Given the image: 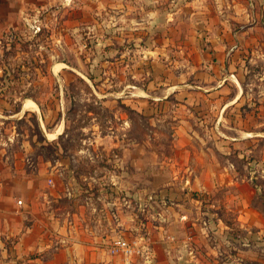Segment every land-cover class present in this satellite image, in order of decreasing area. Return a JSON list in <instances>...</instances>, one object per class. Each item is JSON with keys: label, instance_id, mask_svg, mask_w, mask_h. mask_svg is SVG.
<instances>
[{"label": "rangeland", "instance_id": "374dc122", "mask_svg": "<svg viewBox=\"0 0 264 264\" xmlns=\"http://www.w3.org/2000/svg\"><path fill=\"white\" fill-rule=\"evenodd\" d=\"M7 15L9 21L3 20ZM194 19L183 0H0V147L27 170L41 171L47 193L52 178L66 194L95 201L110 196L107 188L119 190L120 180L134 197L133 213H139L138 199L148 203L149 230L170 221L165 207L172 204L160 198H175V191L162 189L181 162L198 156L224 163L226 156L239 172L233 200L250 202L264 216V65L244 67L240 88L247 96L239 124V105L232 104L228 125L216 127L212 121L222 117L211 108L216 98L194 94L211 86L214 67L207 62L216 59L210 35ZM235 73L237 79L218 88L239 90V66ZM236 135L244 137L237 146L219 142ZM108 196L106 202L112 201ZM194 196L209 197L200 191ZM211 198L233 201L218 190ZM222 213L235 223L233 208ZM236 229L229 234L245 235ZM168 235L175 243L187 236ZM261 243L263 248L239 243L259 253L248 263L264 264Z\"/></svg>", "mask_w": 264, "mask_h": 264}, {"label": "crops", "instance_id": "0c3cea01", "mask_svg": "<svg viewBox=\"0 0 264 264\" xmlns=\"http://www.w3.org/2000/svg\"><path fill=\"white\" fill-rule=\"evenodd\" d=\"M183 1L190 5L195 19L200 20L195 26L198 28L199 25L203 34L210 35L209 49L215 51L216 57L207 62L210 67H214L207 79L211 86L196 90L194 94L216 98L210 101L211 108L216 109V113L222 117L212 123L220 128L227 126L230 121L228 112L233 108L231 105H239L238 108L234 107L238 111L235 123L239 124L242 99L247 96L240 88L244 67L247 63L264 65V0ZM2 18L9 21L10 15ZM237 66L239 90L233 92L219 89L218 87L226 85V81L231 84V81L237 79L233 77ZM217 78L221 83L212 84ZM242 109L245 111V108ZM251 113L252 111L246 112L247 115ZM243 139L244 137L236 135L220 138L219 142L221 145L231 143L237 146ZM194 161L181 162L171 177L174 181L162 189L165 193H176L175 198L160 194L165 196L167 203L172 204L165 207L167 212L170 210L171 217L167 220L170 219L171 223L168 224L169 221L149 230V223L145 221L147 208L143 213L136 214L122 205L119 190L132 195L126 191L128 185L122 184L120 180L116 181L119 183V190L107 188L105 190L110 196L100 195L95 201H86L85 196L80 197L79 193L66 194L63 184L48 187L47 193L44 191L46 185L40 178L41 171L36 173L27 170L24 168V161L10 160L5 148L0 147V264H123L122 255H111L106 243L116 237L136 234L143 227L150 232L153 248L151 264H242L241 261L244 260L245 263L247 258L259 260L258 252L239 248L242 241L250 240L258 244L256 247L262 248L261 241L264 242L262 212L250 202L239 205L233 200L239 196V172L234 166L227 164L226 156L224 163L215 158L208 162L198 156ZM201 161L203 163L198 165ZM102 183L105 184L103 181ZM137 190L141 195L147 191L142 188ZM214 190L229 195L233 201L217 202L211 198ZM130 191L134 190L130 188ZM197 191L207 192L208 199L196 198L194 192ZM113 192L116 193L114 199L111 198ZM66 196L73 197L68 201ZM106 196L112 201L106 202ZM178 197L182 200L178 201ZM141 199H138L139 203L146 204L147 207L148 203ZM17 200L22 203L18 204ZM65 202L68 204L65 205ZM158 208L164 209L163 206ZM227 208L235 210V223H229L223 218L222 211ZM162 218L164 219L162 216L160 220ZM184 224L188 227L184 228ZM232 226L236 230H239V226L240 229L244 228L245 235L239 236L238 231L229 234ZM252 229L256 233L250 235ZM190 232L194 234L197 245L196 257L191 258L184 252L180 258L182 253L176 249L180 245L179 241H170L167 235L182 237ZM134 260L137 264H142L140 258L135 256ZM252 261L245 264H255Z\"/></svg>", "mask_w": 264, "mask_h": 264}, {"label": "built area", "instance_id": "2783aa9c", "mask_svg": "<svg viewBox=\"0 0 264 264\" xmlns=\"http://www.w3.org/2000/svg\"><path fill=\"white\" fill-rule=\"evenodd\" d=\"M0 145H2L1 139H0ZM49 183L54 186V180L52 178L49 179ZM119 196L120 200L122 201V205L130 210L131 206L134 205L133 199L128 193L124 192L123 190H119ZM154 200V199H153ZM160 201L165 205L167 204V200L165 197H161ZM18 203L21 204L22 201L18 200ZM136 204V203H135ZM137 210L141 214L145 208L146 204L142 205V203H138ZM168 240H173L175 237H171L170 235H167ZM182 244V248L186 250V253L191 257H196L197 247L194 244V236L191 234H188L184 239L181 241L180 245ZM106 247L108 252L111 255H118L121 254L123 257V264H137L134 260V257H138L141 259L142 264H151L152 258H153V248L151 245V237L150 233L147 229L144 227L141 231L137 232L136 234H133L129 237H116L112 239L111 241L106 243ZM179 249V251L182 253L180 258H182L185 251Z\"/></svg>", "mask_w": 264, "mask_h": 264}, {"label": "bare ground", "instance_id": "6f19581e", "mask_svg": "<svg viewBox=\"0 0 264 264\" xmlns=\"http://www.w3.org/2000/svg\"><path fill=\"white\" fill-rule=\"evenodd\" d=\"M27 106H28V105H27ZM55 136H56V135H55ZM55 136H54V137H55ZM52 137H53V136H52Z\"/></svg>", "mask_w": 264, "mask_h": 264}]
</instances>
